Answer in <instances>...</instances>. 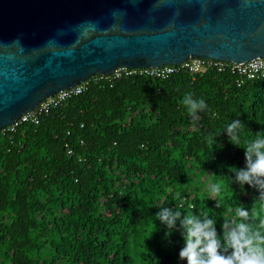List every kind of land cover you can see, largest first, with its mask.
Masks as SVG:
<instances>
[{
    "label": "trees",
    "instance_id": "obj_1",
    "mask_svg": "<svg viewBox=\"0 0 264 264\" xmlns=\"http://www.w3.org/2000/svg\"><path fill=\"white\" fill-rule=\"evenodd\" d=\"M96 77L38 123L0 131V264H183L180 233L163 240L158 221L154 231V206L183 202L187 214L220 218L242 203L259 224L255 191L224 174L244 166L243 149L226 137L213 149L212 136L234 118L246 124L242 146L264 135V77L242 86L216 69ZM187 93L214 117L193 124ZM209 181L223 185L220 207Z\"/></svg>",
    "mask_w": 264,
    "mask_h": 264
},
{
    "label": "water",
    "instance_id": "obj_2",
    "mask_svg": "<svg viewBox=\"0 0 264 264\" xmlns=\"http://www.w3.org/2000/svg\"><path fill=\"white\" fill-rule=\"evenodd\" d=\"M264 56V0H0V131L120 66Z\"/></svg>",
    "mask_w": 264,
    "mask_h": 264
},
{
    "label": "clouds",
    "instance_id": "obj_3",
    "mask_svg": "<svg viewBox=\"0 0 264 264\" xmlns=\"http://www.w3.org/2000/svg\"><path fill=\"white\" fill-rule=\"evenodd\" d=\"M182 103L193 124L200 120V113L215 115L207 102L195 98L193 93L185 94ZM245 127L241 119H232L212 136L213 149H224V140L217 137H226L227 143L243 149L244 166L227 165L224 174L228 176L230 186L235 184L244 190L241 192L253 189L256 201L264 206V135L257 131L256 138L242 146L240 137ZM205 191L208 200L215 201L214 207H220L223 185L209 181ZM182 204L154 206L158 211L153 215V222L156 225L154 231L158 227L157 221L165 229L162 237L165 241H170L174 232L180 233L183 245L178 258L183 264H264V218L256 225L258 213L238 203L230 209L229 216L217 218L207 211L187 214Z\"/></svg>",
    "mask_w": 264,
    "mask_h": 264
},
{
    "label": "built area",
    "instance_id": "obj_4",
    "mask_svg": "<svg viewBox=\"0 0 264 264\" xmlns=\"http://www.w3.org/2000/svg\"><path fill=\"white\" fill-rule=\"evenodd\" d=\"M206 69H216L220 72L229 71L235 75V80L237 85L242 86L247 81L264 77V56L256 57L245 62H231V61H222L214 58L198 57V58H189L178 65H162L158 67H148V68H128V67L120 66L117 67L112 74L97 75L96 78L112 81L122 76H131L136 73L167 78L171 74L179 70L187 71L190 73H196ZM89 80L90 78L75 85L71 89L61 90L57 94L43 99L35 110H33L30 113L23 114L19 118V120H17L9 128L13 130L19 124H22L23 122L26 121H33L35 123H38L42 113H47L53 107H56L64 103L72 95H78L84 92L88 88ZM68 152L72 153V150L69 149Z\"/></svg>",
    "mask_w": 264,
    "mask_h": 264
}]
</instances>
